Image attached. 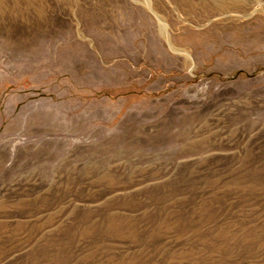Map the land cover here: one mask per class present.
Listing matches in <instances>:
<instances>
[{
    "label": "rangeland",
    "instance_id": "obj_1",
    "mask_svg": "<svg viewBox=\"0 0 264 264\" xmlns=\"http://www.w3.org/2000/svg\"><path fill=\"white\" fill-rule=\"evenodd\" d=\"M0 264H264V0H0Z\"/></svg>",
    "mask_w": 264,
    "mask_h": 264
},
{
    "label": "bare ground",
    "instance_id": "obj_2",
    "mask_svg": "<svg viewBox=\"0 0 264 264\" xmlns=\"http://www.w3.org/2000/svg\"><path fill=\"white\" fill-rule=\"evenodd\" d=\"M218 1V0H217ZM148 3H149V1H148ZM231 3H233V4H237L235 1H232ZM150 4V3H149ZM148 4V5H149ZM228 5H230V4H226V3H224V4H222V2H220L219 4H218V8H223V7H227ZM152 8V7H151ZM152 10H153V12H155L156 14H157V12L152 8ZM160 22H161V32L163 33V34H166L167 32H168V24H167V22H165V21H163L162 20V18L160 17Z\"/></svg>",
    "mask_w": 264,
    "mask_h": 264
}]
</instances>
